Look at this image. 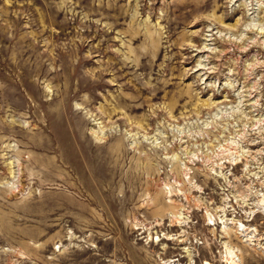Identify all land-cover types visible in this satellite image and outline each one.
I'll return each instance as SVG.
<instances>
[{"label":"rangeland","instance_id":"1","mask_svg":"<svg viewBox=\"0 0 264 264\" xmlns=\"http://www.w3.org/2000/svg\"><path fill=\"white\" fill-rule=\"evenodd\" d=\"M263 7L0 0V264H264Z\"/></svg>","mask_w":264,"mask_h":264},{"label":"bare ground","instance_id":"2","mask_svg":"<svg viewBox=\"0 0 264 264\" xmlns=\"http://www.w3.org/2000/svg\"><path fill=\"white\" fill-rule=\"evenodd\" d=\"M245 2V1H244ZM247 3V2H245ZM264 8V7H263ZM258 10V9H257ZM249 11V10H248ZM251 14V13H250ZM249 15V14H248ZM246 24L247 26H259L260 29H261V32H263L264 30V16L263 17H259V16H248V20L246 21ZM169 190V189H168ZM172 202V201H171ZM258 203V202H257ZM261 203L264 204V200H261ZM260 203V205H262ZM225 216V215H224ZM213 220V218L210 216L209 217V221H210V225H216L217 223H215L214 221H211ZM218 224L220 225H223L222 226V231L227 235L229 234V231L230 230H234L235 234H239L240 237L242 238L243 242H248L250 245H253V246H256L254 243H252L253 241V238L255 236V234H253L252 232H246L244 235H242V232H244L242 229L244 228L245 229V224L243 225L241 222H239V225H236V223H233L232 221L229 222L228 219H225V218H221L219 221H217ZM184 224V223H183ZM243 227V228H242ZM247 227V226H246ZM242 228V229H241ZM248 228V227H247ZM246 228V229H247ZM253 230V228H250ZM249 230V229H248ZM250 231V230H249ZM160 236V235H159ZM238 237V236H237ZM164 238V237H163ZM174 238V237H173ZM167 239H172L171 237H167ZM155 241H161V238L160 237H157L155 239H153ZM201 243V242H200ZM259 245V244H258ZM187 246V245H186ZM185 246V247H186ZM224 246H225V250H226V254H227V261L229 262V264H243V259H242V252L240 253L239 250H236L234 248L236 247H232L231 245H229L228 243H224ZM259 247V246H258ZM257 247V248H258ZM239 248V247H238ZM243 250V249H242ZM261 250V249H260ZM241 251V250H240ZM184 252L186 253V256H189L190 257V264H195L194 261H193V254L191 252V250L186 247L184 248ZM264 252V251H263ZM240 253V254H239ZM226 260V259H225ZM171 262H173V260H167V261H164L163 263L164 264H171ZM205 264H211L210 262H205Z\"/></svg>","mask_w":264,"mask_h":264}]
</instances>
